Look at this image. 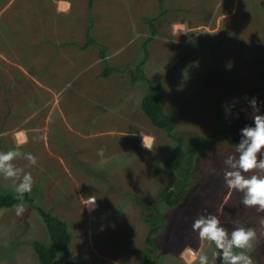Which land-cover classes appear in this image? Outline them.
<instances>
[{
    "label": "rangeland",
    "instance_id": "obj_1",
    "mask_svg": "<svg viewBox=\"0 0 264 264\" xmlns=\"http://www.w3.org/2000/svg\"><path fill=\"white\" fill-rule=\"evenodd\" d=\"M54 1L0 0V29L12 23L20 34L26 18L30 23L35 17L36 41L44 36L64 41L68 45L62 49L71 55L68 65L73 54L91 65L77 77L68 76L60 99L49 103L38 85L44 80H30L19 71L9 79L0 72V85L6 86L0 87L6 92L0 95V151L19 146L38 158L34 167L25 159L15 162L34 178L28 193L32 204L23 200L27 211L22 217L16 215L17 204L0 209V264H40L32 242L47 243L49 237L38 205L64 220L71 232L72 243L58 257L63 262L149 264L142 255L147 220L159 210L164 227L154 236L155 264H194L192 250L200 248L211 255L214 246L191 230L193 220L208 213L217 215L229 231L254 228L258 241L251 255L255 264H264V213L245 208L243 194L229 190L223 179V161L236 149L229 140L239 141V130L252 124L245 97H255L264 113V91L254 93L262 86L264 72L261 0H93L91 7L89 0H66L69 11L64 17L55 15ZM90 16L91 33L107 46L110 65L124 71L101 77L99 46L81 48ZM178 23H186L190 34L178 37L173 30ZM152 31L143 70L147 78L162 82L165 109L185 138L184 148L228 127L226 136L216 137L196 154L188 189L174 207L156 204L165 186L177 184L175 173L164 166L174 144L141 110L149 86L131 85L143 41ZM14 38L6 31V45ZM233 99L238 103L228 107ZM18 131L29 137L27 144L18 145ZM140 134L152 142L151 151L142 146ZM101 148L103 157L97 154ZM178 156L185 165L180 152ZM0 189L15 193L2 176ZM89 195L97 197L99 205L91 213L83 209Z\"/></svg>",
    "mask_w": 264,
    "mask_h": 264
},
{
    "label": "clouds",
    "instance_id": "obj_2",
    "mask_svg": "<svg viewBox=\"0 0 264 264\" xmlns=\"http://www.w3.org/2000/svg\"><path fill=\"white\" fill-rule=\"evenodd\" d=\"M175 34L189 35L190 29L186 23L173 26ZM178 43L179 41H175ZM251 108V125H245L239 130V142L236 143L234 153L228 154L223 163L225 165L224 183L227 188L243 194L240 201L245 208H254L257 213H264V113H261L257 99L245 97ZM238 100L233 99L230 107H235ZM127 135V134H125ZM142 137V146L151 151L152 142ZM29 137L23 136L20 144H27ZM98 156H104V149L98 150ZM19 159L28 161V167H34L38 158L32 153H25L18 146L8 151H0V176L11 181L16 200L15 206L18 217L27 211L23 203L24 196L31 193L34 178L30 171L18 167L15 163ZM104 162V161H102ZM97 197L87 196L83 202V209L89 213L98 208ZM192 232L198 239L213 247L211 255L205 248L192 250L194 264H255L251 253L258 241L257 232L252 227L238 226L229 231L221 224L217 215L211 213L201 214L193 220Z\"/></svg>",
    "mask_w": 264,
    "mask_h": 264
},
{
    "label": "trees",
    "instance_id": "obj_3",
    "mask_svg": "<svg viewBox=\"0 0 264 264\" xmlns=\"http://www.w3.org/2000/svg\"><path fill=\"white\" fill-rule=\"evenodd\" d=\"M163 2L164 0H160ZM261 7L264 9V0L260 1ZM92 6V0H89V7ZM153 18L147 19L148 22H152ZM155 36V31H152L150 36L143 41L142 50L143 56H141L139 62L135 65V73L131 81V85L135 86L136 83L141 82L146 86H149V91L143 96L141 100V110L143 114L147 117L153 127L164 131L166 137L174 144L171 149V156L165 162V169L175 173L177 177V184L165 186L164 189L159 194V199L156 204H166L170 207L178 205L184 196L186 189H188L189 175L193 169V163L196 158V154L201 148H206L209 146L210 142L216 137L222 135H227V125H223L222 129L219 131L208 135L203 141H197L193 146H185V138L176 132V122L175 119L166 112L164 99L162 97V82L157 80H152L147 78L144 73L143 66L148 58L147 44ZM87 41L81 45L82 49L89 47L90 45L99 46V58L101 59L104 70L101 77H108L111 73L124 71L121 67H114L110 65L107 60V48L103 44L96 41L91 33V26L87 28L86 31ZM262 86L254 90V93L264 91V72L261 73ZM252 94L250 93V96ZM230 107V105H228ZM232 146L236 148V143L239 141L229 140ZM184 150V152H182ZM180 152L181 158L185 161V165H182L179 160L178 153ZM180 179V182L178 181ZM16 194L13 192H3L0 189V209H9L14 207L20 201L16 200ZM24 200L32 204V200L28 193L25 194ZM142 210L149 211L148 206L144 202H138ZM157 207V206H155ZM37 212L42 218L46 231L48 233V242L33 241L32 247L34 253L40 264H75L72 261L63 262L58 257L65 253L70 244L72 243V235L67 226V223L53 214L51 211H46L37 206ZM147 224L149 225L147 236H146V248L142 251V255L150 260L149 264H155L153 254L156 250L155 238L154 236L159 233V231L164 227V217L156 210L151 217L148 218ZM219 264V260L217 261Z\"/></svg>",
    "mask_w": 264,
    "mask_h": 264
},
{
    "label": "crops",
    "instance_id": "obj_4",
    "mask_svg": "<svg viewBox=\"0 0 264 264\" xmlns=\"http://www.w3.org/2000/svg\"><path fill=\"white\" fill-rule=\"evenodd\" d=\"M117 1L120 2L121 0H117ZM54 2H55L54 7H55V13H56L55 15L57 17L66 16L68 14L67 12L69 11L68 1L56 0ZM110 7H111V4H110ZM111 9L113 8L111 7ZM2 11L3 9H1L0 12ZM109 18L112 20L111 16ZM34 19L35 17L29 23L30 18L29 17L26 18L27 22L22 25L20 34L17 32V28H16L17 25L12 26V23L10 24V26L6 25V29H3V28L0 29V35H2V40L0 42V68H1L0 72L3 74V77L9 78V79L11 78L13 79L14 71H19L23 73V75L26 78L30 80L31 79L32 80L41 79L42 81L44 80L43 84L38 83V85L41 87L40 92L44 93L45 100L47 101V103H49L54 98H57L58 96L60 99V96L64 92L63 90L66 89V87L68 86V84H66V79L68 76H71L70 78L77 77V74L81 73L87 68H90L91 65H89V63H86V65H83L82 62L78 58H76L75 54H73V56L75 57L73 59L75 60L73 59L69 60L71 65H68L67 64L68 57L71 55L67 56V52L64 49H62L63 47H66L68 45V43L64 41L61 43L60 42L58 43L57 41L54 40L53 42V40H50L49 36H44L41 42L36 41V30L33 26L35 25ZM93 22L94 20L91 17L87 28L91 26V30H93L92 29ZM6 31L11 35L16 36V38H14V40L11 41L10 45H6V40H5ZM96 41L100 43L99 40L96 39ZM41 46H44L43 52L39 50V47ZM47 46H48V49H47ZM107 53H108V50H107ZM108 59L110 60L109 55L107 57V60ZM76 61L81 64L80 68H76V65H77ZM98 62L102 63L100 58ZM112 66L119 67L115 65H112ZM57 79H59V83L58 82L55 83L51 81V80H57ZM2 86L3 85H0V87ZM2 88H6V86ZM5 93L6 92H4V90L2 89L0 91L1 97H4ZM27 105H29V102H27ZM60 108L62 109L61 106ZM61 114L64 115L65 111L64 113H61ZM48 118L49 116H47V119ZM33 130L34 128H29V131H33ZM18 133H22L20 134L21 138L17 140V143H19L18 145H20V141L23 139L25 132L18 131L16 134L17 139L19 135ZM43 139L44 141L42 142L44 144H47L48 143L47 137L44 136Z\"/></svg>",
    "mask_w": 264,
    "mask_h": 264
}]
</instances>
